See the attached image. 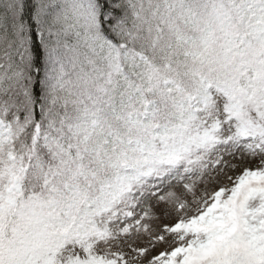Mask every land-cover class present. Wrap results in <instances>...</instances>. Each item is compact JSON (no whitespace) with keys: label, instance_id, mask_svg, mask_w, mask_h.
<instances>
[{"label":"snow or ice","instance_id":"obj_1","mask_svg":"<svg viewBox=\"0 0 264 264\" xmlns=\"http://www.w3.org/2000/svg\"><path fill=\"white\" fill-rule=\"evenodd\" d=\"M0 264H264V0H0Z\"/></svg>","mask_w":264,"mask_h":264}]
</instances>
